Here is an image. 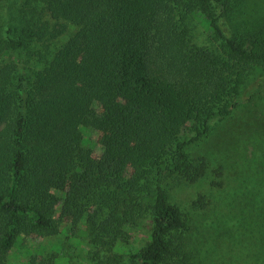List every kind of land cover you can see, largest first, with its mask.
I'll use <instances>...</instances> for the list:
<instances>
[{"label": "trees", "instance_id": "16d2710c", "mask_svg": "<svg viewBox=\"0 0 264 264\" xmlns=\"http://www.w3.org/2000/svg\"><path fill=\"white\" fill-rule=\"evenodd\" d=\"M43 1L0 36L8 56L0 62V264L18 236L58 233L59 195L73 223L85 219L110 243L146 205L149 241L128 253L131 262L186 264L188 222L164 183L206 175V161L193 162L186 147L238 107L264 64V23L244 44L189 0ZM196 17L209 44L197 42ZM32 45L43 50L38 66L27 64ZM87 130L102 134L99 160L85 148ZM262 175L248 182L254 195L264 196V163ZM251 213L259 219L252 235L219 264H264V209Z\"/></svg>", "mask_w": 264, "mask_h": 264}, {"label": "rangeland", "instance_id": "374dc122", "mask_svg": "<svg viewBox=\"0 0 264 264\" xmlns=\"http://www.w3.org/2000/svg\"><path fill=\"white\" fill-rule=\"evenodd\" d=\"M196 10L219 16L222 30L248 44V37L264 23V0H222L224 10L209 0H189ZM45 1L0 0V36L21 28L28 7H44ZM200 13V12H199ZM197 42L209 44L204 27L194 18ZM9 31L8 36H12ZM66 36L51 44L49 49L63 43ZM39 52L32 45L27 64H38ZM8 56L0 55V62ZM14 58V57H12ZM252 90H255L252 92ZM85 148L93 159L102 152V134L87 130ZM193 162L204 159L208 165L205 176L194 182L172 176L164 186L169 201L176 205L188 222L185 251L190 257L186 264H219L218 258L230 256V250L245 237L252 235L258 222L251 208L264 209V196L254 195L252 179L263 177L264 163V64L256 65L239 95V105L227 119L213 124L211 132L196 144L186 147ZM220 169L216 178L212 171ZM63 196L54 214L58 233L48 236L35 233L20 235L5 254L1 264H37L50 258V264H133L128 253L142 249L149 241L151 229L146 205L145 215L131 226L125 237L110 243L105 236L88 227L85 219L73 223L71 214L61 210ZM257 202L259 205H257ZM33 261V262H32ZM49 261V260H48Z\"/></svg>", "mask_w": 264, "mask_h": 264}]
</instances>
